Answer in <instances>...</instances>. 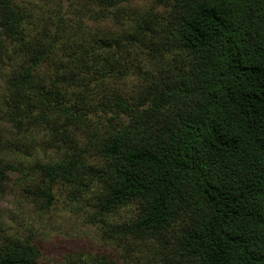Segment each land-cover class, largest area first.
Masks as SVG:
<instances>
[{"label": "trees", "instance_id": "16d2710c", "mask_svg": "<svg viewBox=\"0 0 264 264\" xmlns=\"http://www.w3.org/2000/svg\"><path fill=\"white\" fill-rule=\"evenodd\" d=\"M0 0L2 107L49 208L62 186L129 262L264 264V0ZM5 154V152H4ZM87 264H116L95 254ZM0 264H42L6 237Z\"/></svg>", "mask_w": 264, "mask_h": 264}, {"label": "rangeland", "instance_id": "374dc122", "mask_svg": "<svg viewBox=\"0 0 264 264\" xmlns=\"http://www.w3.org/2000/svg\"><path fill=\"white\" fill-rule=\"evenodd\" d=\"M37 0H22L30 4ZM151 0H133L136 6H146ZM5 75H0V142L9 140L17 143L18 137L13 127L6 121L2 98L5 92ZM46 132L37 129L24 144L30 148L29 157L11 149L0 156L8 163L24 169L25 172L36 162L50 163L58 158L57 152L44 145L42 138ZM5 152V154H4ZM22 174L11 172L8 192L0 198V242L9 236L32 240L42 251V264H87L91 257L100 254L113 259L116 264H146L150 253L140 248L129 262L120 260V251L101 239V231L91 224L88 213L79 209L68 197L62 187H55L56 200L49 208L46 201L39 199L35 192L36 183Z\"/></svg>", "mask_w": 264, "mask_h": 264}]
</instances>
